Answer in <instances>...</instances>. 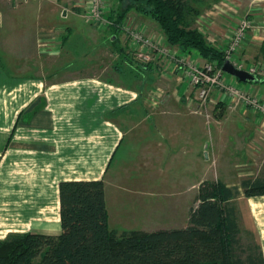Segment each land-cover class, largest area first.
I'll return each mask as SVG.
<instances>
[{
    "label": "crops",
    "instance_id": "crops-1",
    "mask_svg": "<svg viewBox=\"0 0 264 264\" xmlns=\"http://www.w3.org/2000/svg\"><path fill=\"white\" fill-rule=\"evenodd\" d=\"M85 8L84 0H0V238L12 232L60 233L59 184L66 180H104L112 229L114 213L127 205L125 199L142 208L135 221L142 225L129 220L122 230L188 223L177 226L158 218L173 206L162 193L164 168L194 163L195 157L184 160L194 137L203 167L208 164L201 158L206 135L194 110L196 91L181 72L156 63L141 65L129 54L127 40L119 35L116 40L108 28V38H89L95 48L90 60L76 58L67 48L74 27H60L57 21L62 11L64 17L84 18ZM248 15L254 26L237 56L247 65L263 64L264 0H212L198 18L204 20L207 40L225 48L239 20ZM131 16L148 33H163L146 17ZM228 79L264 99V83ZM231 100L214 91L207 109H215L216 119L233 113L245 128L237 157L226 156L213 176L207 165L199 179L187 170L181 180L195 190L191 206L205 180L230 187L241 234H252L264 255V194L246 197L243 178L236 182L245 168H254L246 173L253 177L264 172V115ZM233 170L235 178L222 177ZM121 218L115 214L113 219Z\"/></svg>",
    "mask_w": 264,
    "mask_h": 264
},
{
    "label": "trees",
    "instance_id": "trees-1",
    "mask_svg": "<svg viewBox=\"0 0 264 264\" xmlns=\"http://www.w3.org/2000/svg\"><path fill=\"white\" fill-rule=\"evenodd\" d=\"M211 4L208 0H118L117 8L107 16L104 12L110 22L104 28L111 29L116 40L121 33L127 35L123 25L134 11L154 21L168 45L223 66L227 46L209 42L194 26L201 10ZM126 40L135 59L128 35ZM260 79L264 83V76ZM241 186L246 197L264 194V172L242 179ZM59 192L61 232L9 233L0 238V264H264L260 246L242 241L233 191L220 180L200 183L185 227L152 231L110 227L103 179L62 181Z\"/></svg>",
    "mask_w": 264,
    "mask_h": 264
},
{
    "label": "rangeland",
    "instance_id": "rangeland-1",
    "mask_svg": "<svg viewBox=\"0 0 264 264\" xmlns=\"http://www.w3.org/2000/svg\"><path fill=\"white\" fill-rule=\"evenodd\" d=\"M208 1L211 2L212 0H208ZM104 2H105V11L104 12H105L106 16L113 9L118 7V0H104ZM84 3H85V7H86L84 9V12H83L84 18L78 17L79 18L78 19L77 16H73L72 14L71 15L67 14V16L64 17L63 11H62L60 18L57 21V24L60 27L71 26V25L74 27V32L71 36V41L68 44L67 48L70 49L72 52H74L73 54H75V57H76V55L78 56L76 58H82L83 60H85L88 56H90L95 49L94 47H91L90 42H88L89 38H91L92 35L95 36V39L98 38V36L99 37L105 36L106 38H108V29L104 28L107 26V24L95 23L88 17L90 15L88 13V10L91 7V4H93L92 0H84ZM202 12H203V9L201 10L200 13H202ZM136 14H137L136 12H134V11L132 12V15H136ZM61 17L67 18V19H63ZM198 17L199 16H197V18L195 19L194 26L199 28L203 33H205L204 30L202 29V28H204V27H202V22L204 20H202L201 17L200 18H198ZM131 18H135V17L131 16ZM77 19L80 20V22L76 21ZM146 20L152 21L150 18H147V17H146ZM197 20H199V21H197ZM152 22H154V21H152ZM69 23H72V24H69ZM79 23H80V26L77 25ZM136 24L139 26V23H136ZM63 37L64 36H61V37H59V39H63ZM119 37L122 41H124L126 39L127 35H124V33H121V34H119ZM81 41H82V43H78ZM51 42H53V41H51ZM83 42H84V45H82ZM95 43L96 42H94V44ZM91 48L93 50L92 52H90ZM225 56H226V54H225ZM87 60H90L89 57L87 58ZM238 60L242 61L241 59H238ZM244 65H247V64L244 63ZM254 65H263L264 66V63L263 64H254ZM225 75H226L227 82L232 84L233 86H235L234 82L231 81L230 79H228V75L227 74H225ZM259 76L262 77L263 75L259 74L258 77ZM4 81H6V80H4ZM187 84H189V86L191 87V84L189 82ZM241 84L243 85L246 83L241 82ZM211 96H212V94L210 95V98H211ZM252 96L256 97L259 102L264 103V99H262V98L260 99L259 96H256L255 94ZM230 99H231V96H230ZM240 103L244 104V101H242ZM249 107H251V106H249ZM194 110H196V109H194ZM214 110L215 109H211L209 107L208 113L210 114V117H207L206 110H204V109H201V110H199V112H196V114H199L198 116H200L201 119L203 120V123H202V126L204 128L203 135H206L205 136L206 142L203 144V148H202L203 154H202L201 158L204 157L203 160L206 163H208V164H205V166L209 165V172L208 173L211 174L212 176L214 175L215 171H217V169L218 170L220 169V171H221L220 163L222 162V160L226 156L230 157V158L237 157L236 152L239 150V149L237 150V148L239 147L238 142H239V140L242 139L241 137L243 136L244 133H241V132H243V129H245V128H242L241 126H238L239 123H236L234 121L237 118L235 116H233V113L230 115H227L223 118L216 119L217 115L214 112ZM1 129L2 128L0 127V130ZM240 133H241V136L238 135ZM196 143H197V141H196V138L194 137L193 140H191V142L187 144V149L184 152V154L187 155V157H184L185 161L186 160L190 161L195 157L194 163L191 164V166L185 167V165L183 164L179 167H166V168H164V172L162 174V181H163L162 193H163L164 199H167L170 203H172L173 206L169 207V209L166 212H163V216L161 218L159 217L158 221H164V223L165 222L169 223V222L173 221L175 225L180 226L181 224L184 223V221H186L188 219V210L191 207V199H192L193 193H195V190L193 191L191 187H189L186 183H183V181L181 180V175L184 174V172L188 170V171L194 172L192 177L195 180H197V179H199L200 175L204 174V170H205V166L203 167L202 161L199 157V155H200L199 153L201 152V150L198 149V145ZM207 144H208L207 150H208V153L210 155V159H207L209 157L206 158V155H205L206 150H204V149L206 148ZM180 147H182V146L180 145ZM200 147H202V143H201V145H199V148ZM213 156L217 157L216 163H215V159H213ZM262 163H264V162H262ZM262 163H260V165ZM262 167H263V165H262ZM257 168H259V166ZM253 169L254 168H250V169L245 168L242 171V172H245L244 176H243V174L241 177L238 176L236 178V182L239 183L241 181L240 179H242V178L244 179L246 177L252 176V175L246 174V173H248V172L250 173ZM259 172H261V169L259 170ZM222 177L224 179L225 178L226 179H233L236 177V175H235V172L233 170L232 172H229L228 174H223ZM165 195H167V196L169 195L171 197H167ZM125 202L127 205H124L125 207L123 209H119L118 213H114L113 218H115V214H116L120 218L126 217V219L121 218V219L116 221L112 218V226L115 227L116 229L120 230V231H122L123 227H125L127 224H129L130 221H133L134 225H142V224H135L136 220L140 221V217H138V216H141L140 211L142 210V208H133V206H136V205H134L136 203L130 204L131 201H129V199H125ZM113 207L114 206H111L112 210H113ZM153 217L154 216H152V218ZM126 227H128V226H126ZM241 238L245 244L255 242L254 236L248 232L243 231L241 234Z\"/></svg>",
    "mask_w": 264,
    "mask_h": 264
},
{
    "label": "built area",
    "instance_id": "built-area-1",
    "mask_svg": "<svg viewBox=\"0 0 264 264\" xmlns=\"http://www.w3.org/2000/svg\"><path fill=\"white\" fill-rule=\"evenodd\" d=\"M92 3L88 10L90 14L88 17L95 23L108 25L110 22L104 16V0H92ZM253 26L254 22L249 15L239 20L225 48V57L226 60L231 61L239 69L257 76L259 74L264 76L263 65H244L242 61L238 60L239 57L237 56L248 31ZM123 29L128 35L129 49L138 62L142 64L156 63L165 71L181 72L185 76L191 87L196 91L198 105L195 112L204 109L207 117H210L207 109L210 95L214 91H219L229 97L231 96V101L235 104L244 101V105L251 106L264 115V103L259 102L249 91L241 90V88L228 83L222 66H218L214 62L202 61L196 54L182 53L177 46H170L166 43L163 33H148L144 28L138 26L133 18L129 17L125 21Z\"/></svg>",
    "mask_w": 264,
    "mask_h": 264
},
{
    "label": "water",
    "instance_id": "water-1",
    "mask_svg": "<svg viewBox=\"0 0 264 264\" xmlns=\"http://www.w3.org/2000/svg\"><path fill=\"white\" fill-rule=\"evenodd\" d=\"M222 68H223V70L225 72H227L228 74L236 77L241 82L261 81V79L257 75L252 74V73H250V72H248L246 70L239 69V68L235 67L234 64L231 61H229V60H226L223 63Z\"/></svg>",
    "mask_w": 264,
    "mask_h": 264
}]
</instances>
